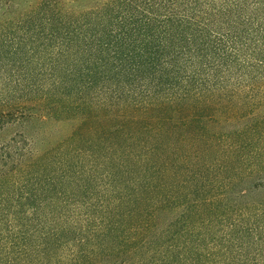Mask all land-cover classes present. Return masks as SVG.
I'll return each instance as SVG.
<instances>
[{
  "label": "trees",
  "instance_id": "trees-1",
  "mask_svg": "<svg viewBox=\"0 0 264 264\" xmlns=\"http://www.w3.org/2000/svg\"><path fill=\"white\" fill-rule=\"evenodd\" d=\"M262 105L264 0H0L6 243L264 264Z\"/></svg>",
  "mask_w": 264,
  "mask_h": 264
},
{
  "label": "rangeland",
  "instance_id": "rangeland-1",
  "mask_svg": "<svg viewBox=\"0 0 264 264\" xmlns=\"http://www.w3.org/2000/svg\"><path fill=\"white\" fill-rule=\"evenodd\" d=\"M258 113L264 114V105L258 108ZM30 131H44L45 133H40V137L45 140H55L61 137L65 131L69 128V123L60 122H46L42 125L38 124L36 121H30L28 124ZM12 129H5L0 133V140L5 136H8ZM259 196L264 197V189L259 193ZM1 227H3L1 225ZM6 230L0 231V240H3L2 246H0V264H68L69 253L64 245H61L58 249H52L47 254L31 251L25 254V252H19L16 247L9 248Z\"/></svg>",
  "mask_w": 264,
  "mask_h": 264
}]
</instances>
